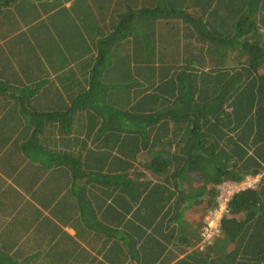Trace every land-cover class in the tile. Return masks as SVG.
Returning <instances> with one entry per match:
<instances>
[{"label": "trees", "instance_id": "trees-1", "mask_svg": "<svg viewBox=\"0 0 264 264\" xmlns=\"http://www.w3.org/2000/svg\"><path fill=\"white\" fill-rule=\"evenodd\" d=\"M27 3L38 20L26 59L54 65L60 112L44 115L65 137L38 129L27 144L69 169L77 236L108 264H264V0ZM257 176L192 250L219 186ZM63 250L0 264H78Z\"/></svg>", "mask_w": 264, "mask_h": 264}, {"label": "crops", "instance_id": "crops-1", "mask_svg": "<svg viewBox=\"0 0 264 264\" xmlns=\"http://www.w3.org/2000/svg\"><path fill=\"white\" fill-rule=\"evenodd\" d=\"M27 2L0 0V241L9 239L15 244L3 247L0 256L13 258L35 250L64 249L80 256L78 264L97 260L98 264H108L102 252L99 254L77 236L81 222L73 208L69 169L43 163L44 159L27 144L38 129V136L51 143L64 137L57 131L59 121L49 122L44 115L49 110L60 112L59 105L50 103V98L59 93L58 73L42 51L26 59L25 48L37 45V30L30 27L38 20V10ZM75 132L72 129L66 139L73 142ZM257 177L260 180L261 176ZM202 231L192 250L204 249ZM56 246L58 249H54Z\"/></svg>", "mask_w": 264, "mask_h": 264}, {"label": "built area", "instance_id": "built-area-1", "mask_svg": "<svg viewBox=\"0 0 264 264\" xmlns=\"http://www.w3.org/2000/svg\"><path fill=\"white\" fill-rule=\"evenodd\" d=\"M221 189L222 194L219 201V208L212 212L211 216L209 217L208 224L202 231L201 247H204L206 244L211 243L214 237L218 236L220 233L219 231H221L220 222L222 219V215L227 210L228 202L232 197L230 187H228L227 189L226 187H222Z\"/></svg>", "mask_w": 264, "mask_h": 264}, {"label": "rangeland", "instance_id": "rangeland-1", "mask_svg": "<svg viewBox=\"0 0 264 264\" xmlns=\"http://www.w3.org/2000/svg\"><path fill=\"white\" fill-rule=\"evenodd\" d=\"M259 182V179L258 177H248L245 181H243V183L241 182L240 184L236 183V182H231V181H226L224 183H222L220 186H219V189H220V196H219V201H220V197H221V188L222 187H226V189L228 187L231 188V192H232V196L237 193L238 191L242 190V189H246L248 187H254L257 185V183ZM232 183V184H231ZM207 220L209 221V218H207Z\"/></svg>", "mask_w": 264, "mask_h": 264}]
</instances>
